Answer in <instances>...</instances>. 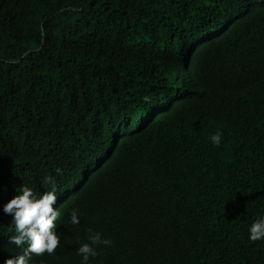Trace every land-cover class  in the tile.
<instances>
[{"label":"trees","instance_id":"trees-1","mask_svg":"<svg viewBox=\"0 0 264 264\" xmlns=\"http://www.w3.org/2000/svg\"><path fill=\"white\" fill-rule=\"evenodd\" d=\"M22 184L60 213L33 264L89 228L90 264H264V0H0V264Z\"/></svg>","mask_w":264,"mask_h":264},{"label":"clouds","instance_id":"clouds-1","mask_svg":"<svg viewBox=\"0 0 264 264\" xmlns=\"http://www.w3.org/2000/svg\"><path fill=\"white\" fill-rule=\"evenodd\" d=\"M144 100L147 101L148 97H144ZM221 136L219 131L215 132L209 138L210 143L218 147ZM43 184H51L50 179L45 177ZM56 198L54 184L51 190L43 191L42 194H37L31 187L22 184L16 189V194L3 205V213L11 216L7 227L11 230L8 244L22 250V254L5 259L4 264H33V254L39 256L54 253L60 243V235L55 231L57 224L54 223L60 215L58 209L53 208ZM66 223L73 226L80 224L77 209L70 210ZM87 233V242L80 243L75 249L76 255L80 257V264H90V257H97V246L110 247L112 243L111 239L102 237L99 231L89 228ZM247 233L249 241L264 240V215H260L248 226Z\"/></svg>","mask_w":264,"mask_h":264}]
</instances>
